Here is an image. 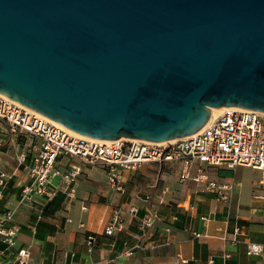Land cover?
<instances>
[{
  "label": "water",
  "instance_id": "95a60500",
  "mask_svg": "<svg viewBox=\"0 0 264 264\" xmlns=\"http://www.w3.org/2000/svg\"><path fill=\"white\" fill-rule=\"evenodd\" d=\"M0 95L97 141L264 113V0H0Z\"/></svg>",
  "mask_w": 264,
  "mask_h": 264
},
{
  "label": "crops",
  "instance_id": "0c3cea01",
  "mask_svg": "<svg viewBox=\"0 0 264 264\" xmlns=\"http://www.w3.org/2000/svg\"><path fill=\"white\" fill-rule=\"evenodd\" d=\"M15 136L0 123V163L9 173L16 170L21 154L29 155L28 163L32 156L33 138L30 148L16 151ZM68 167L66 159L59 163L61 170ZM200 167L209 177L214 171L197 164L194 175ZM91 168L82 169L75 198L62 189L28 205L18 202L28 174L23 166L17 168L0 196V215L14 209L18 228L13 247L0 243L2 264H18L16 253L23 248L32 253L31 264H264V188L242 198L236 193L235 170L224 169L217 179L211 178L234 185L230 198L221 200L214 192H201L205 190L193 181L180 183L176 163H147L137 171H125L123 194L110 188L105 171ZM60 183V178L54 180ZM163 188L169 190L161 195ZM133 207L138 213L131 212ZM116 209L122 211L123 224L109 236L105 230ZM154 213L160 220L144 229L141 219ZM91 234L96 241L89 252ZM252 243L263 246L260 255L248 254Z\"/></svg>",
  "mask_w": 264,
  "mask_h": 264
},
{
  "label": "built area",
  "instance_id": "2783aa9c",
  "mask_svg": "<svg viewBox=\"0 0 264 264\" xmlns=\"http://www.w3.org/2000/svg\"><path fill=\"white\" fill-rule=\"evenodd\" d=\"M0 123L9 127L15 135L26 134L33 138L31 157L21 154L18 166L24 167L28 181L22 186L19 205H28L44 198H51L62 189L75 198L77 182L83 166L104 168L110 188L116 193L126 192L123 173L137 171L147 163L179 165L178 180L180 183L195 182L205 191L214 192L218 199L227 200L231 196L233 183H218L203 171L193 170L202 164L214 170L236 169L247 167L261 173L264 184V113L238 107H227L222 114L212 120L204 129L194 135L165 142H150L121 138L115 141H97L77 136L70 130L55 122L0 95ZM66 159L69 167L59 168V163ZM78 160L80 163H72ZM5 171L0 163V196L16 175ZM60 178L61 183L54 184ZM163 188L161 195L168 192ZM259 198V196H255ZM160 202L164 200L161 198ZM139 209L133 207L132 213ZM14 209H7L0 215V243L13 247L18 228L14 225ZM123 214L116 209L109 221L105 233L109 236L120 230ZM160 217L157 213L141 219L144 229L153 227ZM83 226V224L81 225ZM240 229H235L238 235ZM202 234L196 233L195 237ZM96 241L95 235L88 236V251L92 252ZM237 241V238H235ZM263 246L252 243L249 255H260ZM0 251V260H1ZM32 253L20 249L16 253L18 264H31ZM0 264L2 262L0 261Z\"/></svg>",
  "mask_w": 264,
  "mask_h": 264
},
{
  "label": "rangeland",
  "instance_id": "374dc122",
  "mask_svg": "<svg viewBox=\"0 0 264 264\" xmlns=\"http://www.w3.org/2000/svg\"><path fill=\"white\" fill-rule=\"evenodd\" d=\"M14 139H15V142L17 145L16 151H20L21 149L30 148V144H31V137L30 136H28L26 134H21V135H16L14 137ZM78 163H80V162L78 161ZM86 167L87 166H83L84 169H86ZM91 169H94V171H97L98 173L105 171L104 168L101 166L92 167ZM158 170H159V166L156 167V171H158ZM221 171H224V169L210 171V173H211L210 178H213V179L216 178L217 179L218 176L220 175ZM225 171H234V181H236L238 183L236 193L244 199L248 198L250 195H252L253 191L258 190L260 188V186L262 188H264V184L261 183V181H262L261 173L255 171L254 169L247 168V167H237L236 169H233V170L225 169ZM256 172L258 173V177H257ZM255 179L257 181H255ZM200 188H202V187H200ZM201 192L204 193L206 191H201Z\"/></svg>",
  "mask_w": 264,
  "mask_h": 264
},
{
  "label": "bare ground",
  "instance_id": "6f19581e",
  "mask_svg": "<svg viewBox=\"0 0 264 264\" xmlns=\"http://www.w3.org/2000/svg\"><path fill=\"white\" fill-rule=\"evenodd\" d=\"M224 110H226V107L218 108V109H214L212 120L216 119L220 114H222V112H224ZM76 135H77V136H80V135H78V134H76ZM80 137H81V136H80Z\"/></svg>",
  "mask_w": 264,
  "mask_h": 264
}]
</instances>
